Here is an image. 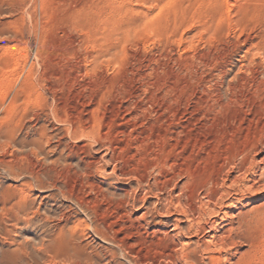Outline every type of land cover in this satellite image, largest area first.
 Instances as JSON below:
<instances>
[{
	"label": "rangeland",
	"instance_id": "rangeland-1",
	"mask_svg": "<svg viewBox=\"0 0 264 264\" xmlns=\"http://www.w3.org/2000/svg\"><path fill=\"white\" fill-rule=\"evenodd\" d=\"M0 264H264V0H0Z\"/></svg>",
	"mask_w": 264,
	"mask_h": 264
},
{
	"label": "bare ground",
	"instance_id": "bare-ground-1",
	"mask_svg": "<svg viewBox=\"0 0 264 264\" xmlns=\"http://www.w3.org/2000/svg\"><path fill=\"white\" fill-rule=\"evenodd\" d=\"M255 144V143H254ZM249 151V150H248ZM233 163V161H232ZM236 166V165H235ZM169 167V166H168ZM161 174V173H160ZM125 200V199H124ZM173 200V199H172ZM126 204V203H125ZM129 204V203H128ZM176 209V208H175ZM143 219V218H142ZM17 222V221H16ZM181 228V227H180ZM6 229V228H5ZM7 230V229H6ZM231 230V229H230ZM21 244V243H20ZM224 246V245H223ZM19 249V248H18ZM15 251V250H14ZM26 253V252H25ZM31 254V253H30ZM38 254V253H37ZM25 255V254H24ZM128 260V259H127Z\"/></svg>",
	"mask_w": 264,
	"mask_h": 264
}]
</instances>
